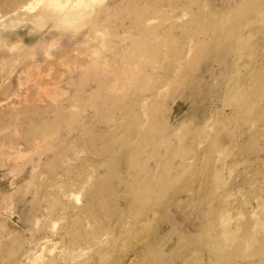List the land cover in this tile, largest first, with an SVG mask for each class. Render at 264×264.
Segmentation results:
<instances>
[{
	"label": "rangeland",
	"instance_id": "1",
	"mask_svg": "<svg viewBox=\"0 0 264 264\" xmlns=\"http://www.w3.org/2000/svg\"><path fill=\"white\" fill-rule=\"evenodd\" d=\"M0 264H264V0H0Z\"/></svg>",
	"mask_w": 264,
	"mask_h": 264
},
{
	"label": "bare ground",
	"instance_id": "2",
	"mask_svg": "<svg viewBox=\"0 0 264 264\" xmlns=\"http://www.w3.org/2000/svg\"><path fill=\"white\" fill-rule=\"evenodd\" d=\"M57 6L58 7H64V3H62L61 1H57ZM223 155H226V154H223ZM222 171L223 170L221 168L220 171H217L216 174L214 175V178H215V181L217 184L220 182H222V183L228 182V179L224 178ZM231 220L232 219L228 216V218H226V223H224V224L228 225ZM223 227H224V225H223ZM238 231H239V228H237V230H235V231H231V229H225V234L227 237H229V239L230 238L232 239L233 237L235 238V236H237Z\"/></svg>",
	"mask_w": 264,
	"mask_h": 264
}]
</instances>
